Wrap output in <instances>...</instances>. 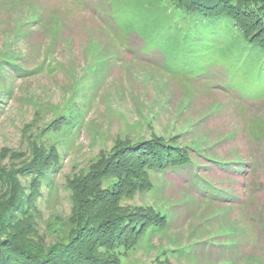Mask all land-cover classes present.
<instances>
[{
	"label": "rangeland",
	"instance_id": "rangeland-1",
	"mask_svg": "<svg viewBox=\"0 0 264 264\" xmlns=\"http://www.w3.org/2000/svg\"><path fill=\"white\" fill-rule=\"evenodd\" d=\"M194 20L171 0H0V165L37 137L56 149L44 174L15 176L46 242L67 228L71 180L157 137L189 162L126 201L166 221L123 264H264V51L194 37Z\"/></svg>",
	"mask_w": 264,
	"mask_h": 264
},
{
	"label": "trees",
	"instance_id": "trees-1",
	"mask_svg": "<svg viewBox=\"0 0 264 264\" xmlns=\"http://www.w3.org/2000/svg\"><path fill=\"white\" fill-rule=\"evenodd\" d=\"M171 3L195 15L194 37L212 43L245 40L264 51V0ZM206 29L209 34H205ZM57 159L56 149L37 137L31 141L29 157L23 158L18 167L7 170L0 165V264H123L127 252L145 231L161 228L166 221L159 210L126 201L151 188L152 170L183 167L189 155L186 149L157 137L114 147L107 156H100L85 175L70 181L67 228L46 242L35 227L32 198L21 199L15 176L44 174ZM37 179H31V194Z\"/></svg>",
	"mask_w": 264,
	"mask_h": 264
}]
</instances>
